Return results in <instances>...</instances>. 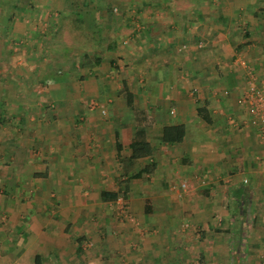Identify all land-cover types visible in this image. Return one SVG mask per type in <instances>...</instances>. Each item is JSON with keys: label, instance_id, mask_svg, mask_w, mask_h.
Masks as SVG:
<instances>
[{"label": "crops", "instance_id": "1", "mask_svg": "<svg viewBox=\"0 0 264 264\" xmlns=\"http://www.w3.org/2000/svg\"><path fill=\"white\" fill-rule=\"evenodd\" d=\"M116 5L131 17L99 12L93 35L115 32L83 34L100 50L74 66L22 42L75 0H0V264H264V142L240 101L264 89V0ZM123 86L151 119L132 160Z\"/></svg>", "mask_w": 264, "mask_h": 264}, {"label": "rangeland", "instance_id": "2", "mask_svg": "<svg viewBox=\"0 0 264 264\" xmlns=\"http://www.w3.org/2000/svg\"><path fill=\"white\" fill-rule=\"evenodd\" d=\"M82 1L83 0H75L76 9L80 11L81 18H82V23L80 25H79V22H78L77 26L75 25L76 24L75 22H74L75 26H73V25L67 26L64 24L65 27H63V28L58 26V28H60L61 30H58L56 32V29H55V31H53L52 26H55V25H52L50 27L51 23L53 24V23H55V21H57L56 22V25H57V23H60L61 19L57 18V17H59L58 12L56 10H52V11H49L47 13L48 18L46 17V19L43 20V22L45 24L41 25L39 28L36 29L37 33H39L43 36V40L37 42L35 40L32 41V38L31 39L29 38L28 42L24 41V42H22V44L27 45L28 51H33L32 53H35L36 55H41L40 56L41 58H46V59L48 58V55L50 56L49 46L56 47V49L59 48L60 52L62 50H64L66 52L67 48H70V52L68 53L69 57L72 59L73 58L76 59V61H75L76 65H74V66H79V64L82 63V61H83L82 53H84L85 51H89V50L91 51L92 49L95 51L100 50L99 49V43L96 44L98 46H94L95 45L94 43H93V45L92 44L90 45L89 40L87 38H84L83 34H89L90 32H92L93 38L99 40V39H103V38L106 39L108 37L107 35H108L109 31L115 32L114 30L113 31L110 30L108 27L106 29L107 32H104L103 35H99V33L98 34L95 33L93 35V33L95 32V26L93 27L92 23L95 25L94 19L96 18V16H98L97 14H99V12L102 13V15H103L102 17L105 18L106 20L112 19L111 15H114L113 11L118 12L119 15H120V12H122V14L126 15V16L129 13V16L131 17V15H130L131 12H130L129 8L127 9L126 7H118V5H116V4H118V3L131 4L133 2V0H86L87 3H90L87 6H82V4H80V5L77 4V3H80ZM134 1H140V0H134ZM96 4H101L102 9L100 11H98L93 6V5L96 6ZM122 5H124V4H122ZM115 6L117 7V9ZM96 7H98V6H96ZM109 7H110V14L104 13V10H106ZM113 7L115 8V10H113ZM119 8H121V9H119ZM111 12H112V14H111ZM91 19H92V21H91ZM109 20H108V23H109ZM89 21H90V23H89ZM103 23H105V22H103ZM48 32H51L52 34H54L53 35L54 37L53 38L51 37L52 34H49L46 37ZM15 42L19 45L21 44L19 40L15 41ZM95 42L97 43V41H95ZM72 59H65V60L69 61V63H70ZM238 59H239V61L241 60L240 58H238ZM48 61H50L48 63V66L51 67V65L53 64L52 60H48ZM66 65L67 66H65V67H69L68 64H66ZM249 65L252 67L251 63L248 64L247 71H248V73L249 72L252 73ZM59 66H60V64H58L56 67V70L58 71V72L57 71L56 72L58 74L62 71L61 67H59ZM63 69H67V68H63ZM254 73H256V72H254ZM80 75L81 74H79V76ZM58 99H54L51 96H47L45 98V102L47 104H55V102L52 100L57 101ZM93 102L94 103H92V105L94 107H97L98 106V100L94 99ZM57 107H59V106L56 103L55 106L52 108V110L56 109ZM119 196H121V195H119ZM121 197L123 198V196H121ZM123 206H124V201H123Z\"/></svg>", "mask_w": 264, "mask_h": 264}, {"label": "trees", "instance_id": "3", "mask_svg": "<svg viewBox=\"0 0 264 264\" xmlns=\"http://www.w3.org/2000/svg\"><path fill=\"white\" fill-rule=\"evenodd\" d=\"M84 1L85 0L77 4L78 5L82 4L83 6H85L83 4ZM66 12H64L63 16H61L62 18L60 20V24L58 25L59 27H62V28L65 27L64 24L69 26L68 23H71L72 21L76 23V26L78 25V22H79V25L82 23V18H81V14L79 10L75 8V9H71L68 13ZM104 13L110 14V9L104 10ZM58 26L56 27V31L61 30L60 28H58ZM85 57H86L85 54H83L82 58H84V60L82 61V63L87 59ZM95 60L98 61V58H96ZM121 94L126 101L127 107H129L132 114L134 115L135 124L137 125L134 135L128 145V148H129L128 149L129 150L128 159L132 160L134 158L147 156L150 153V146L148 142L145 141V138H144V127L150 124L151 119L147 116L146 111L144 109H139L133 105L132 100H131L132 94L129 91H127L124 86H123ZM197 114L201 115L202 117V114L200 113V111H197ZM165 131L166 130L164 129V132ZM168 140H170V138ZM116 150H117V153L120 150V145L118 143H116ZM152 168H153V163H149L143 166L138 172L130 175V177L132 178L139 177L141 173L150 172ZM117 197L118 195L115 192L102 191L100 193V198L103 201L115 200Z\"/></svg>", "mask_w": 264, "mask_h": 264}, {"label": "built area", "instance_id": "4", "mask_svg": "<svg viewBox=\"0 0 264 264\" xmlns=\"http://www.w3.org/2000/svg\"><path fill=\"white\" fill-rule=\"evenodd\" d=\"M240 101L244 104L246 112L251 117V122L256 128V139L264 142V89L254 81H248L247 86L241 93ZM262 175L264 177V167ZM242 182H246V179L243 178ZM117 203L119 204L120 211L124 212L123 198L121 196L117 197Z\"/></svg>", "mask_w": 264, "mask_h": 264}]
</instances>
